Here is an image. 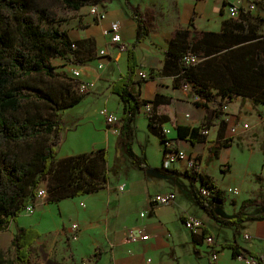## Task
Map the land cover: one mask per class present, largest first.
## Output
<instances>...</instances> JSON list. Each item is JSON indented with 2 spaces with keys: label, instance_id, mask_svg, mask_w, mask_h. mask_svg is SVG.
I'll list each match as a JSON object with an SVG mask.
<instances>
[{
  "label": "crops",
  "instance_id": "1",
  "mask_svg": "<svg viewBox=\"0 0 264 264\" xmlns=\"http://www.w3.org/2000/svg\"><path fill=\"white\" fill-rule=\"evenodd\" d=\"M232 3H239L244 8L247 4L254 3L255 7L231 16L228 6ZM100 7L105 11L103 20H96L90 14L84 25L70 34L71 39L83 43L80 45L81 62L70 64L71 71L79 72L80 82H91L94 86L84 94L81 101L91 104L90 107L79 113L76 120L65 124L62 141L57 147V156L63 142L72 137L73 142L63 148L60 158L103 148L107 152V167L113 166L115 156L119 157L120 167L117 168V173L109 174L107 182L100 190L56 202L57 209L66 214L67 218L75 220L78 226L77 239L71 238L75 241V254L87 258L85 261L88 264H212L210 253L216 252L215 264H245L241 257L232 255L231 249L222 247V244L235 240L242 248L261 256L263 260L259 264H264V219L243 221L235 227L231 238L222 239V231H225L227 225L212 218L195 202L188 180L160 169L164 145L148 130L143 107L133 121L132 148L145 165L143 169L134 166L138 172H129L133 167L125 164L124 151L119 146L117 148L118 126L117 131H114L93 108V104L99 107V111L105 108L118 118L121 114L122 104L118 95L111 91V82L126 71V52L137 35V20L133 10L138 9L147 20L149 30L134 48L138 64L135 74L140 71L147 72L149 79L135 86L137 96L152 100L156 93L160 94L163 103L158 106V112L169 118L162 125V128L168 130L166 137L175 148L196 156V170L209 175L222 190L223 187L216 181L215 171L231 172L236 157L239 160L240 156L245 161V174L250 175L253 182L248 187V195L241 197L242 189L237 185L232 186L238 188L237 194L230 192L233 197L225 199L222 204L210 202L217 215L223 217L218 213L217 206H222L226 211L230 206L232 214L223 218H232L243 201L253 199H257L259 204L246 207L243 214L264 213L262 104L253 105L248 97H235L223 109L221 118L226 121V129L220 133V119L215 118L212 113L215 107L211 103H196L189 88L176 86L174 75L165 74L162 70L164 51L179 28L190 29L191 37L201 32L243 36L229 48L254 45L256 48H253L252 54L246 56L255 55L264 64V0H106ZM112 22L120 23L126 51H120L116 44L109 43L102 34L103 28ZM101 50H104V54H100ZM226 50L223 48L219 53ZM98 64L102 67L99 68ZM216 99H219L218 95ZM94 119L99 126L96 129L99 130V137L96 138L94 132L96 139H83L79 130L82 120L94 123ZM136 121L142 123V133L148 143H142L139 139L135 143ZM205 122L208 127H203L200 131L201 134L203 130L207 131L203 134L205 139L194 144L179 139L173 127H195ZM244 124L247 127H243ZM233 126L235 132L230 130ZM225 139H229L227 145H224ZM111 153L113 155L110 158ZM173 168L184 170V161H177ZM198 184L197 181L194 185L195 191L199 188ZM168 192L175 194L171 203L151 202L153 195ZM207 200L211 201V198ZM56 203L45 201L50 213L55 207L51 205ZM252 208H255L253 213ZM39 212L41 214H37V219L44 217L43 211ZM141 212L144 216H140ZM186 216L199 218L203 223L202 231L190 232L183 224ZM131 228L143 229L149 238L144 241H128L126 233ZM67 229L70 237L71 225ZM207 235L213 236L212 245L205 242L204 237ZM244 258L255 259L258 264L257 258L249 255Z\"/></svg>",
  "mask_w": 264,
  "mask_h": 264
},
{
  "label": "trees",
  "instance_id": "2",
  "mask_svg": "<svg viewBox=\"0 0 264 264\" xmlns=\"http://www.w3.org/2000/svg\"><path fill=\"white\" fill-rule=\"evenodd\" d=\"M60 1L67 9L78 12L83 7L100 6L106 0ZM133 14L137 35L126 52V71L111 82V91L122 104L117 148H122L133 166L143 169L145 165L132 148L134 119L149 104V110L144 112L147 128L164 144L169 139L162 125L169 118L158 112V106L163 103L159 93L152 100H146L140 99L134 90L141 83L135 79L138 64L134 48L148 34L149 25L138 9ZM62 21L57 11L40 5L38 0H0V232L15 222L10 240L14 262L8 264H28L31 247L41 236L34 227L18 225L16 219L28 204L33 205L38 188L45 189L47 203H56L100 190L109 174L117 173L120 167L118 156L114 157L113 166L106 167L107 152L103 148L57 159V147L65 129L63 110L78 104L84 96L77 90L79 79L56 70L50 61V55L69 64L82 59L80 45L83 43L71 39ZM242 38L215 32H201L191 37L190 29L179 28L164 51L163 72L174 75L176 86L187 85L196 103H211L215 107L212 113L220 119V133L226 129V121L221 118L223 109L235 97H248L253 105H264V64L255 55L246 56L256 47L229 48ZM223 48L226 52L219 53ZM187 55H194L199 61L185 63L183 58ZM173 127L179 139L194 144L205 139L200 131L208 124ZM228 140L225 139L224 145ZM160 169L186 178L195 202L222 224L238 227L243 221L264 219V213L243 214L246 207L259 204L257 199L243 201L232 218L217 215L210 202L222 204L225 192L196 167L177 170L161 164ZM197 181L199 188L209 190L207 197L195 191ZM222 247L231 249L234 257L249 255L257 258L258 264L263 260L235 240ZM0 264H3L1 259Z\"/></svg>",
  "mask_w": 264,
  "mask_h": 264
},
{
  "label": "rangeland",
  "instance_id": "3",
  "mask_svg": "<svg viewBox=\"0 0 264 264\" xmlns=\"http://www.w3.org/2000/svg\"><path fill=\"white\" fill-rule=\"evenodd\" d=\"M38 3L43 6H48L49 8L58 12V14L63 18L62 27L66 28L69 32V35L72 34L73 30L79 29L84 25L87 17L90 15L88 11V7H83L78 12L71 11L67 9L64 4L60 0H38ZM50 61L55 66V69L58 71H66L69 75H72L71 66L68 62L57 58L53 55H50ZM199 61V58H197ZM84 97V96H83ZM83 100V98H82ZM81 100V101H82ZM79 102L78 104L65 108L64 119L65 124L71 123L76 120L79 113H81L84 109L89 108L90 105H87V102L84 103ZM113 105V103H111ZM234 106L232 105L231 108ZM93 108H95L97 115L100 114L99 107H95L93 104ZM262 111V110H261ZM99 116H102L101 114ZM103 117V116H102ZM67 121V122H66ZM75 123V122H74ZM136 128V137L135 143L137 144L138 139L142 143H148V140L145 139L143 132V125L141 122L135 123ZM99 126L96 124L95 119L94 123H88L87 120L81 122L79 126V130H81V137L83 139H89L90 141L99 137ZM95 132V136L94 133ZM73 142L72 137L66 139L63 142V146L60 148L57 158L61 157L63 153V148H66ZM125 160V164L131 166L129 172L131 170H135L138 172L130 161V157L124 152L123 153ZM113 154H110V158ZM233 169L231 172H220L215 171L214 175L216 177L217 183H219L220 187H223L225 192V199L229 197H233L228 192V187L232 188V186L237 185L242 189L241 197L244 195H248V187H250V175L245 174V161L239 156L234 159ZM108 165L106 164V167ZM108 168V167H107ZM223 173V174H222ZM114 182L116 183V179L114 178ZM253 183V182H252ZM199 185V184H198ZM35 211L32 213H28L25 210L21 212V214L16 218L17 224L24 227H36L41 236L33 243L30 250V257L28 264H82L87 258L78 257L75 254L73 249V245H75V241L71 240V236L68 235L67 226L70 227L72 224H76V221L72 218H67L66 214H62L61 210L57 207L56 204H52L54 207V211L52 213L49 212L47 205L45 204V197L35 196L32 202ZM139 209V206H136ZM51 208V207H50ZM43 211L44 217H36L37 214H41ZM217 211L223 217L232 214V207L229 206L228 211L223 210L222 206H217ZM255 211V208H252V213ZM223 213V214H222ZM227 213V214H226ZM236 213V212H235ZM225 231L221 234L222 239H229L232 237V233L236 228L232 225H227L224 229ZM15 232V222H11L8 228L2 232H0V259L3 260V264H8L10 262H14V254L13 249L10 245L11 236Z\"/></svg>",
  "mask_w": 264,
  "mask_h": 264
},
{
  "label": "built area",
  "instance_id": "4",
  "mask_svg": "<svg viewBox=\"0 0 264 264\" xmlns=\"http://www.w3.org/2000/svg\"><path fill=\"white\" fill-rule=\"evenodd\" d=\"M254 7H255L254 3L247 4L246 8L242 7L239 3H232L228 6V11L231 16H236L240 12L252 10L254 9ZM88 10H89V13L94 18H96V20L101 21L105 18V11L99 5L90 6L88 7ZM120 29H121L120 23L112 22L108 26L103 28L102 34L105 38H107L109 43L116 44L120 51H126L127 48H126V45L123 44L122 42ZM100 54H104V50H101ZM183 59L185 63H193L197 61V58L194 55H187ZM98 67L101 68L102 65L98 64ZM72 75L78 78L79 72L77 70H73ZM135 79L140 80V81H145L149 79V74L144 71L137 72L135 74ZM93 86L94 85L91 82H87V83L80 82L77 85V90L79 93L85 94L89 92V90ZM183 88H188V87L187 85H185L183 86ZM149 108H150V105L145 104L143 106V111L146 112L149 110ZM261 110H262V115L264 116V105H262ZM99 112L104 117L106 124L110 125L114 131H117V126L119 124V118L115 114H113L112 112H109L105 108H102ZM243 127H247V125L244 124ZM230 130L231 132H235V127L234 126L231 127ZM163 132L167 134L168 130L163 128ZM202 133L206 134L207 131L203 130ZM163 145H164V152H163L162 166L164 168H173L174 164L180 160L184 161V170H190L196 166V156L192 154H187L185 151L175 148L171 144L170 141H165ZM120 189H122V187H120ZM228 192L237 194L238 188L236 187L229 188ZM198 193L202 197H207L210 194L209 190L205 187L198 188ZM36 196L45 197L46 196L45 189L41 187L38 188ZM174 198H175V194L173 192L159 193L151 197V202L154 204H168V203H171L174 200ZM25 211L28 213H32L33 205L28 204L25 207ZM140 216H144V213L141 212ZM183 224L190 232H193V233H197V232L199 233L203 229L202 221L199 218L194 217V216L184 217ZM77 229H78L77 224L74 223L71 225V238L73 240L77 239ZM245 237L248 238L247 235H245ZM148 238H149V235L144 233L143 229L141 228H131L126 233V239L128 241H133V242L138 241V240L144 241V240H147ZM204 240L208 245H212L214 243V238L211 235L205 236ZM210 258H211V263L215 264V261L217 259V253L216 252L210 253ZM241 258L244 260L245 264H256L255 259H248L244 257H241ZM82 264H88V262L84 261L82 262Z\"/></svg>",
  "mask_w": 264,
  "mask_h": 264
}]
</instances>
